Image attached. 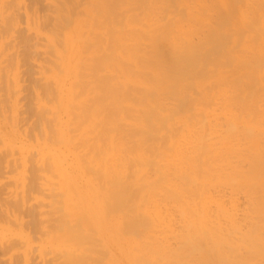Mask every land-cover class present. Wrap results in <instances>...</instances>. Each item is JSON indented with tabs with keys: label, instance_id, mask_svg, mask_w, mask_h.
Wrapping results in <instances>:
<instances>
[{
	"label": "bare ground",
	"instance_id": "6f19581e",
	"mask_svg": "<svg viewBox=\"0 0 264 264\" xmlns=\"http://www.w3.org/2000/svg\"><path fill=\"white\" fill-rule=\"evenodd\" d=\"M58 1H60V0H58ZM61 1L63 2V4H64V1L66 2V0H64V1L61 0ZM159 1L160 0H90V4H89L90 6L88 5V7H89L88 10L86 9V11H85V9H84V11L87 14V15L85 14L86 15L85 19H72L70 16L71 14L70 15L68 14L69 15L68 16L65 12L68 10L67 9L65 11L63 10V8H65V6L66 7L68 6L67 4H65V6L63 5L64 7L59 2H58V4H55V5H58V7L56 9L58 11H57V13L56 12L54 13L55 17L53 16L54 17L53 19L54 20L57 19V20H55V22L52 21V24L54 25V26L52 25V27H51L53 29L51 31L52 34L50 31H48V33H46V36H45L46 38H48V40H51V42L50 41L49 42L52 43L54 41V36L57 34L56 33L54 35L53 33H55L56 30L59 32V30H62L63 27H65L64 31H61V34L59 33V35H57V36H60L62 38L55 36V39L59 38L61 41H63L62 43L64 44V48H62V49H61V47L58 48V46H56L54 44L55 42L52 43L57 47L56 48L53 45L54 49H55V51H54L55 55L54 56H55V58H57V60L60 61L58 66L61 67V68H59L57 66L59 68V71H61V72H58L57 67H56V69L52 68L51 71L53 70L54 72L53 73L51 72L52 75H50L51 77H53V79H55V82H56L55 84L57 85L56 90L59 94V99L53 106V108L55 109L54 112L56 113L55 114L56 115V118H55L56 124H55V128H54L55 135H56V138L58 139L59 142L64 143L67 141L69 142L70 140L71 141L74 140L76 135L73 138V134L71 135L72 139L69 140V138H71V137L68 138V136H70L71 132H69V135H68V129L67 128H68V126L71 128L74 127V126L69 125V124H72L71 121L74 119H75L74 123L80 122L83 125V126L81 125L82 126L81 129L83 130V132L79 131L80 133L81 132L82 133H81V135L79 133L78 134L79 137L77 136V138L79 139L80 137L84 136L83 134H85L86 135L85 137H87V138L89 137V139H87V141H86L85 138H81V140L84 139L85 141L84 140L83 141L85 142L86 145L91 144L92 148H94L92 150H94L96 152L94 156L92 155L91 157L86 159L87 161L85 160L86 165H85V162L81 161L82 163H84V164L81 163V168L83 167L82 169H84V168L86 169V167H87L86 171L95 172V174L98 173L100 176L98 180L100 182L101 181L103 182V183L99 184L97 181V183H96L97 186H95L94 183L92 182L94 180L93 178H95V177L90 178V176L88 175L87 181H89V183H90L88 185L90 187V190H89L90 192L87 193V196L85 197L84 201L78 202V200H73V203H72L73 207L71 206V208H76L75 206H77V207L82 209V212L84 214L87 215V213H89L90 215H93L95 218H98L97 223L99 226H103L104 224H105L104 225L105 227H107L108 224L112 225V227L106 228L109 230V232H111V235L116 234L119 236L120 235L123 236V235H125L126 232H129L128 234L130 237L131 248L126 250V253L129 256V258L133 264H145L146 262H147L146 264H148L149 262H152V261H155V264H163V263L164 264H176V262L179 264V262H183L185 260V258H186L185 261H187V259L189 261V259H191L190 257L193 258L194 255L196 254L195 253L196 251H197L198 256H196L197 254L195 256L199 259L197 260L194 257L193 260L196 259V261H198V262L193 261V263H199V260H200V263L202 262L203 264H205V263L206 264H226V260L228 259L227 258L228 256L226 255V253L228 250H225L226 247L223 246V244L229 245V243L231 244L233 242L232 240H231L232 242H229V239H231V235L229 233L232 234L233 232H235V230L237 231L236 226H237V223L239 224V222L237 220H235V217H234L235 215L231 214V213H234V212H232V210H229L226 207H223L222 204H220V203H222L221 200L219 201V203L217 202L218 205L220 206L219 208L220 209L222 207H223V209L226 208L227 210L231 211V213L229 212L230 213L229 214L227 210H225V213H224L222 211L223 209H221L220 212H219V210H216V211H218L219 213L222 212L223 216H224V214L226 215L228 213L229 216L226 215V217H227V221H229L230 223L227 226L225 225V227H224V225L221 223V221H219L220 220L219 217L216 216V214L219 215L218 212L214 215V217L216 216V218H217V219L215 218L216 220L213 219V216L212 217L209 216L211 214H210V211L207 209L208 207H206V206H208L211 203V201H213L212 197L214 195L211 196L210 194H208L209 192L207 193V191H208L207 185L209 184V188H210V185L213 186V183L212 182L206 183L203 181H205V180L207 181V179H212V177L215 173L214 171L216 170L217 167L215 166L216 167L215 170L211 168L213 171L209 168V166H211V164H212L211 159L209 158V161H207L208 159H206V158H208L209 155H212L210 157L215 159V154L213 157V153H214L215 149L210 148L209 147L210 145L207 144L208 142L206 143V141H204V140L206 138L209 139L210 133L214 132L216 128L215 129L213 128L214 129L213 130L211 125H209V124L212 123L213 127L215 124H213V122H209V121H207L209 124L207 122H206L207 124H205V126L209 125L207 127V129H210V133L208 132L209 135L205 134L207 129L205 130L204 127H202V128L205 131H201L202 128H200V131L202 134L201 133L197 134L199 132V129L197 132V128H199V126L200 127L204 126L201 124L205 123L204 121L206 120V118H208V116L210 115V112L212 110L214 111V108H218V106H215L218 104H215L214 101H212V96L215 93H217L216 90H214L215 92H213V95H211V99H210V97H208L210 94L206 90L209 89V85L211 86L210 87L211 89H209V90H212V88L213 89L217 88V87H213V85L218 86V85L222 84V83H219L220 81L225 80V78L230 79L231 76L228 77V75H226L227 77L226 76L217 77V78H220V80L218 81L219 84H217L216 73L219 72V69H217L216 66L218 63L214 62V61H216V59H207L204 57V55H201L202 48L199 46V41L196 42V40L193 38V34L197 30L196 28H199L198 25L196 28L194 25V23H195L194 21H195V18L197 15L195 16V12L191 9L193 7H191V5L188 2L182 1L183 3H181V1H180L181 6H183V9L185 6L187 7V8L185 7V9L182 12H180L183 14L182 16L180 15V17H181L180 19L184 18L185 21L187 20V22H189V24L184 25L179 20V17L174 18L173 16L169 20L167 18L166 21L158 20L160 17V16H158V19H155L154 21L149 23V16H151L153 11H156V10H154V8L157 7V4L159 3ZM162 1H164V0H162ZM172 1L170 0L169 2H171L170 3L171 5H174V3L172 4ZM222 1H224V3H225V0H222ZM226 1L229 2V0H226ZM246 1H248V0H246ZM251 1H253V0H251ZM67 2H69V1H67ZM87 2L89 3V0ZM230 2L231 3L226 2L227 6H229L230 4L232 6V3H234V0H233V2L232 1H230ZM3 3H5V2H2V4H1L2 8L5 5ZM164 3H165V1H164ZM164 3L161 4V2H160V5L162 6L160 8L163 9L164 7H166L165 5H168L166 3L164 5ZM262 3H264V2L262 1ZM170 4H169V6H170ZM216 4L217 3H215V5ZM255 4H256V2H255ZM211 5H213V4H211ZM231 6H230V8L229 7H227V8H229V9L233 8ZM249 6H251V5H249ZM258 6H259V3H258V5H256V8H258ZM61 7H63V8H61ZM75 7H76V5H75ZM85 7H87V6H85ZM243 7H244V12H243V10L241 11V9H240V11H241V13H243L245 15L246 9H245V6H243ZM5 8H3V10L1 9L2 11L1 10L0 11L3 13ZM54 8H55V6H54ZM160 8H158V9L161 10ZM171 8H173V7H171ZM256 8H255V10H258ZM164 9H165V11H167L168 8L167 9L164 8ZM204 9L206 11L207 8L204 7ZM219 9H220V7H219ZM250 9H252V8H250ZM60 10H61V12H60ZM62 10H63V12H62ZM174 10H175V8H174ZM87 11H88V13H87ZM227 11H228V9H227ZM251 11H250V13H251ZM5 12H6V10H5ZM34 12L26 14L27 20H28V21L27 20L26 21H27V23H29V21L33 19L32 21H34L33 23H35V25L33 23L32 24H33L35 30L37 29L36 33H38V35H39L42 33V31L40 29L41 27L39 28V26H41L43 22L39 21V24L36 23V20L38 21L39 17L41 15L37 16L38 19H36ZM163 12H164V10H163ZM163 12L161 13V11H160V13L162 14L161 15L162 18H164L163 14H165ZM171 12H172V10H171ZM204 12H203V14H204ZM215 12H216V10H215ZM261 12L262 11H260V13ZM226 14H229V13L227 12ZM252 14H250V16H247V17L251 18V16H252V19L254 20V25H255L256 19H255V17L253 18V15L257 16V14L256 15L255 14L252 15ZM36 15H37V13H36ZM85 15H83V16H85ZM174 15H175V13H174ZM246 15H248V14H246ZM7 17H8V15H7ZM78 17H80V16H78ZM208 17L210 18V16H208ZM48 18H49V16L47 17V19ZM229 18H231V15L229 16ZM229 18L227 16L228 20H230ZM11 19L13 20V17L11 18V16H10V18L7 20L8 22L7 21L5 22V23L10 22L9 23L10 27H11V24L14 23V21L13 22L10 21ZM214 19H216V18H214ZM225 19L223 18V20H225ZM228 20H226L225 22L227 23ZM48 21H49V19H48ZM200 22H201V20H200ZM198 24H200V23H198ZM263 24H264V22H263ZM200 25H202V23ZM206 25H208V24H206ZM9 26H7V28ZM50 29H48V30H50ZM49 32H50V34H49ZM229 32L230 31L228 30V33ZM211 37H212V35H211ZM204 39L205 40L202 39L203 42L206 41V38H204ZM208 40H210L209 37H208ZM58 41L59 40L57 39V42ZM200 43H202V41H200ZM47 44H49V43H47ZM50 46H52V45H50ZM60 46H61V44H60ZM50 50H53V49H50ZM241 50H243V49H241ZM239 51H240V49H239ZM206 52H208V51H206ZM214 52H215V50H214ZM215 53H217V52H215ZM225 53H227V52H225V50H224V54ZM244 55H245V53H244ZM223 57H224V55H223ZM255 57H257V56H255ZM241 58L242 59L236 58L237 61L234 59L236 62H233L234 61L233 60L232 61L233 63L230 62V64L228 61H227L228 62L227 63L225 58H224L223 61L225 60V63H223L221 60V62H222L221 65H223V66L224 65L225 66L230 65V66H228L230 68H228L226 66L228 68L227 69L226 67L222 66L223 68H225V71L223 72L224 69L223 70L220 69V70L223 73H225V72L229 73V71H230V73H232L233 78H231V81H232V85H234V86H236L235 85L236 81H237V85H238V79L241 81V84H242L243 83L242 78L248 77L247 80L246 79L245 80L248 81V83H249L248 79H251V81L248 84L249 89H247V90L254 89L253 87L255 86V90H253L254 92L252 91L253 94H252V92H250V94L252 96H254L258 93L260 94L261 91L264 90V89H262L264 87L262 85H260V84H264V70L263 71L260 70V69L264 68V63H263L264 60L261 61L262 58L260 59L257 57V59H259V61L262 62V64H261V62L258 61L259 63L258 64L256 63V65H258L257 67H259V64L261 66L263 65V67H261L259 69L257 67L252 66L253 65L252 63H249L250 62L249 57L248 58L241 57ZM251 59H252V57H251ZM263 59H264V57H263ZM246 60H249V61L247 62ZM254 60H255V58H254ZM217 61L220 62L219 59ZM56 63H57V61H56ZM248 65H251L253 68H256L258 72L255 71L254 69L250 68L251 66L249 67ZM215 68L218 72H215ZM87 70H91V74ZM242 70H243L242 74L244 77H242V75L240 76V74H239ZM86 72L87 73L89 72V73L86 75ZM214 72H215V74H214ZM213 74L215 76H213ZM66 77L67 78L72 77L70 79V81H68L67 85L63 81V79L66 80L65 79ZM240 77H241V79H240ZM228 81H226L225 84L223 83L225 86V87L222 86L223 90H224V88H226V84L228 87V83H229ZM254 81H259L260 84H259V82H258V84L260 86H258L257 82L254 83ZM230 84H229V87H231ZM244 84H245V82H244ZM244 84H242L243 86H239V85L236 86L237 88L240 87V89H238V91L236 93H234L235 95L239 92H240L239 94H242V93L244 94V91H243L244 87H245ZM256 84H257L258 88L256 87ZM206 85H208V86L206 87ZM246 86H247V84H246ZM196 87H197V90H196L197 92H199L200 90L201 91L199 92V95H198L199 97H197V94H194L193 96H196V97H194V99H193V96H191L192 94L188 96L189 92L187 94V91H189V90H187V89H191L194 93H197L195 91ZM79 88H81L82 91L84 92L82 94V96L77 95L78 94L77 90ZM198 88H199V90H198ZM219 88H217V89H219ZM232 88H233V92H234V90L236 91V89H237V88L234 89V87H232ZM259 88L262 90H260ZM227 89H225V90H227ZM231 89H229V92ZM161 90H164L166 92L167 96H169V97L173 96L174 98L173 97H170V98L176 99L177 102L174 101V102H176V104H174L173 102H172L173 104H171V102L169 103L166 100H164L167 102V104H169V105H167L162 100L163 97H165L166 95H164V92H163V94H161L162 93ZM191 90H190V92L192 93ZM223 90L218 91V95L222 96V93H219V92H223ZM258 90H260V91L257 93ZM202 91L203 92L205 91V93H204L205 95L204 94L201 95V93H203ZM75 92L77 94H75ZM227 92L226 91L224 92L226 94L224 96V97H226V99L225 100L221 99L222 101H220V102H223V103H220V104H222L221 106L223 107V105L225 103H226L225 104V106H226L228 103H230V101L233 102L232 104L235 103V105L238 106L235 102L237 100L233 101V98H235V97L238 98L240 96L238 94H237V96H235L234 94H231L233 92H230V93H227ZM245 92H247V91H245ZM255 92H256V94H255ZM186 94L188 97H191L190 98L191 100H189V98L186 96ZM228 94H230V98H228L229 97ZM259 94L257 96H254L253 98L258 97ZM231 96H233V98ZM88 97H89V99H87ZM216 97L217 96H215L214 98L216 99ZM248 97H250V96H248ZM196 98H200V101ZM221 98H223V96ZM227 98L229 100H227ZM245 98H246V95H244L243 99L245 100ZM173 99H172V101H173ZM195 100L197 101V103ZM206 100H208V101H206ZM85 101H87V102H85ZM89 101H91V102L89 103ZM192 101L198 105V106L195 105L194 107H192V108L197 107L198 112H193L195 109L193 110V109L189 108L190 111L188 110L187 107L188 106L190 107V102H192ZM210 101H212L215 105L212 104V102H210ZM239 101H238L239 105L245 106L243 103H245L246 100H245V102L242 101L243 102L242 104H240L241 101L240 102ZM251 101H250V103H251ZM255 101H257V100H255ZM193 102H192V104H193ZM220 104H219V107L223 110L225 108V106L222 108L220 106ZM232 104L230 103L227 106L228 107L230 105L233 106ZM253 104L256 105L255 103H253ZM75 105L79 106V108H76L77 111L80 110V111H78V113H80V114H78L77 116H76L77 111L75 109ZM175 105H176V110L179 109V112L176 111V112H178L177 114L174 111ZM213 105H214V108H212V110H211V108H209V106L213 107ZM246 105H249V104L247 103ZM168 106H170L172 108L174 113L173 112L171 113V108H169ZM246 107L248 108V107H250V105L246 106ZM72 108L75 109L76 114H73V115L71 114ZM168 108H169V110H168ZM251 108H252V106H251ZM251 108H248V109H251ZM255 108L256 107H254V109ZM226 109L228 110V112H230V113L232 112L231 114L226 113V114H228V115H226L228 118L231 115L236 113V111H234V110L233 111L235 113L233 111H231L233 108H231L230 111H229V108L226 107ZM243 109L245 110L246 108L243 107ZM191 110H193V111H191ZM227 110H225V111H227ZM169 111L173 115H170ZM187 111H189L190 113H187ZM255 111L256 110H253L252 112L255 113V115H256L257 112H255ZM257 111H259V110H257ZM62 112L66 113V116L68 117L67 119H66V116L62 117V115H61ZM184 112H186L187 114H183ZM252 112L250 111V113H251L250 118H248V115L250 113L249 114L247 113V118L245 120L248 121V119H251V121H252V119H253V122H251V123L254 125H256V124L258 125L259 120L256 119L255 115H254L255 117L252 115ZM196 113H198L200 118L195 117V116H197ZM238 114L243 115L244 113L238 112ZM174 115L175 116L177 115V118H179V119H183L182 122H183L184 126L183 125L182 126L187 129L186 131L188 134L184 133V132H186L185 130L183 132V129H184L183 127L180 129L182 132L180 130H178V128H176V127H175V129H177L178 132H177V130L174 132L172 131V127H170V126H173V129H174L175 125H173V124L176 123V122L172 121V118L175 117ZM237 115H236V117L234 116L235 119L236 118L241 119V120L244 119L243 118L244 115H243V117L242 116L240 117ZM194 117L196 118V120H194L195 119ZM218 117L221 118L220 116H218ZM218 117L217 118L215 117V118L218 119ZM238 117H240V118H238ZM126 118L127 119L129 118V123H125ZM192 118L194 121H188ZM230 118H233V116ZM254 118L256 119V121ZM122 120L124 121V124H122L123 123ZM170 120L173 122V124H171L172 122ZM202 120H204V121H202ZM218 120H220V121L224 120L225 122L228 121L226 123L231 124V126H230L231 128H233V127L238 128L239 125L241 124L240 123L238 125V124H236L235 121H233V124L237 125V126H234L231 123L232 122L231 120H230L231 122L229 121V119L225 120L224 117H222L221 119H218ZM169 121L171 123H169ZM196 121L199 123H197ZM182 122H178V123L181 125ZM194 122L199 124L198 127H196L197 125L194 124ZM166 123H169L168 125L171 128L172 132L169 131L170 129L167 127ZM251 123L249 122V124H247V125L250 128H253L254 125H252V127H251L250 126ZM107 124H109V126ZM76 125L77 124L75 123V126ZM106 125L108 126L107 127L108 130L106 128ZM122 125H124V127ZM125 125L129 128L127 132H126L127 129L125 128L126 127ZM180 125H178V126H180ZM241 125L243 127V124H241ZM259 125L261 126V122ZM259 125H258V127H259ZM79 126L80 125H78V127ZM176 126H177V124H176ZM130 127H131V129H130ZM258 127H257V130H260V129H258ZM92 128H93V131H91ZM94 128L95 129L100 128V130L98 129V131H100V132H98L99 137H98V135L96 136V134H95L96 132L93 133L95 130ZM161 128L166 129V130L168 129V131H165L168 133L162 132L160 134H157V133L162 131ZM191 128L196 130V132H197L196 134L198 136L197 135H196V137L194 136L195 132H193V130ZM78 129H80V128H78ZM109 129H112V132H111V130L109 132ZM233 129L235 130L236 128H233ZM233 129H231L232 130L231 132H234ZM254 129H255V127H254ZM211 130H213V131H211ZM113 131H114V134H112ZM123 131L125 132L124 135L126 133H128V135L123 136ZM261 131L263 132L264 130H261ZM175 132H177V133L180 132L181 134L179 135ZM89 134H91V135H89ZM186 134H187V136H185ZM254 134L255 133H253V135ZM93 135L95 136L94 138L97 137L98 139H96V140L94 138H93L94 140L90 139V136L93 137ZM158 135H160V136H158ZM212 135H213V133H212ZM232 135L234 136V134H232ZM163 136L168 137V138L166 137L168 139V142H169V148L168 149H167L168 144L166 142L167 140L165 141L166 138L165 137H164L165 139L162 138ZM179 136H183L185 138L186 137L190 138V136H191L192 138H190V141L191 140H192V142H195V141L198 142L199 141L198 142L199 144L197 142L194 144L189 142L188 138L185 139L186 141H188L186 143L184 139L180 140ZM250 136H252V135H250ZM183 137H181V138H183ZM193 137H195L194 138L195 141H193ZM221 137H218V138L220 139ZM77 138H75V140L73 142H71V144L73 145L72 147H74V145H75L74 142L77 141ZM158 138L163 139L165 144L160 142L162 140L159 139L160 140L159 141ZM225 138L226 139L230 138V140L228 139V141H226V144L227 145L229 144V146H230L233 143V139H232L231 143H228L231 141V137L228 135ZM225 138H221V140L222 139L224 140ZM88 140L89 141L92 140V143L90 141V144H89ZM154 140L159 141L156 143H158V144L161 143V145L153 144ZM182 140H184V141L182 142ZM209 140L211 142H213L211 144L209 141V143L211 145H213L215 143V145H213L212 147H217V146L219 147L220 146L219 150H221L220 144L225 142V141L219 142V140H217L219 142V145H217L218 144L217 141H215V140L212 141L211 137ZM255 140H258V137ZM83 141H82V143H83ZM182 143H184V145ZM185 143H186V145L188 143H190V147L191 146L194 147L195 144H198L195 146L196 147L195 149L193 147H191L192 149H194L193 151H195V152L191 153L192 150L190 148L187 149V147H184ZM40 144H42V143H40ZM83 144H82V146H83ZM226 144H225V146H226ZM252 144H254L255 150L260 145V144H258V141L256 143L253 142ZM255 144L256 145L258 144V145L256 146ZM155 145H157L156 148H153ZM162 145L164 146L163 148H161ZM181 145H183V146H181ZM85 146H83V147H85ZM187 146H189V144ZM225 146L222 147L223 151L225 149L224 148ZM229 146H226L225 150H227V148ZM63 147H64V145H63ZM86 147H89V146H86ZM262 147H263V145H262ZM262 147L259 151L260 152L259 155H261V156H262V151L264 152V148H262ZM230 148L232 150V145L230 146ZM67 149H69V148H67ZM70 149H71V147H70ZM70 149L66 150V152L68 151V153H71L72 154L71 156H73V152H70ZM72 149H71V151H74ZM152 149H155V150H152ZM219 150H217V153L220 152L223 154V152H221L222 150L221 151H219ZM228 150H230V149H228ZM75 151H77V149H75ZM154 151L156 154L154 153ZM66 152L64 149L60 148V146H59V148H53L51 146L48 147V145H47L45 147V149L43 150V153L42 152L41 153L42 154L52 153L54 155L63 157ZM78 152L79 151H77V153L75 152L74 154H76V155L78 154L77 156H79ZM150 152H152V153H150ZM196 152H202L203 154H206V156H208V157L202 159V160H204V162H202L201 158H198V157H202V154L200 155V153H197L198 155H196L195 154ZM153 153H154V156L152 155ZM217 153H216V156L218 157V159L214 160V161L217 160L216 163L218 162L219 157L220 158L224 157V156L217 155ZM207 154H209V155H207ZM82 155L83 154L81 153L80 156H82ZM155 155H157V156H155ZM259 155H258V157H260ZM66 156H64V157H66ZM263 156L260 158H257L256 155L254 156V158L256 157V169H259L258 166H260V169L258 170L259 172L257 170H255V172H254V173L258 172L257 174H253V172H251L250 170H249V172H246V175L248 177L250 176L249 177L250 179H251V177L253 178L255 176V178H253L254 181L252 179L253 182L252 183L250 182L248 186H247V183L245 184V182H243L244 184L240 183V186L244 185L243 187H245V185H246V187H250V188L253 187L252 189L254 192L259 190V191H262V194L264 195V192H263L264 186L261 185L262 180L260 179V183H259L258 182L259 180L257 179V177L259 178L260 176H263L262 174H264V170H263V172L261 170L262 167L264 168V166H261V165H263V162H264ZM197 158L199 159L198 161H201L202 166L204 163V165L206 164V167H204L202 169V167H200L201 166L200 162L197 161ZM205 159H206L208 164L206 163ZM227 159H228V156L226 155V159L225 160L222 159L223 161L222 160H220V161H222V163L223 162L227 163ZM257 160H261L263 162H261V161L258 162ZM212 161H213V159H212ZM220 161L218 162L219 164H217L218 168L220 167ZM254 161L255 160H253V162ZM179 162L181 164H179ZM209 162H210V164H209ZM257 162L258 163L261 162V164H258ZM196 163H198V165ZM222 163H221L222 169L220 170V168L219 169L217 168V172H218V170L219 171L223 170ZM153 164L157 165V166H154ZM161 164H163V167H161ZM173 164L175 166H178L177 171H175L176 169L173 168V167H175ZM149 165L152 167L154 166L153 167L154 169L155 168L158 169L159 172L157 174H159V173L164 174V172L167 169H169L168 174H170V170L173 168L171 174L173 172H175V174L179 173L178 177L180 179L178 181L177 180L178 177L174 176L175 174H173V175L170 174L171 177H169L167 175V171H168L167 170L166 176H162L160 174L161 175L160 177H163L162 180H160L161 179L160 177L158 179V176H159L158 175L156 178L158 183L151 184L155 180L152 179L153 180L152 182L149 181L150 180L149 179V172H150L149 171V169H150ZM170 165H173L171 169H170V167H171ZM198 166L201 169L200 171H198L199 170ZM212 167L214 168L213 165H212ZM236 167H237V169H239L238 167H240V166H236ZM233 169H235V168H233ZM240 169L242 170L243 168L241 167ZM150 170H152V168ZM154 171L157 172L156 169ZM238 171H237V175L241 174L238 176H241V177L244 176L243 177L244 179H246V178L249 179L244 174L245 172L243 173V171L242 172H240V170H238ZM260 171H261V173H260ZM223 172H224L223 177L226 176L227 178H230V177L236 178V176H237L235 173L236 171L233 172L236 176L233 175V173L231 172L232 174H230V177L225 175L226 174L225 171H223ZM219 173L222 176V172H218L215 175L220 176ZM250 173H252V174H250ZM242 174H243V176H242ZM258 174H261V175L258 176ZM173 177L174 178L176 177L175 178L176 182H175V179H173ZM241 177L240 178L238 177V179L240 180ZM112 178H114V180H112ZM131 178L134 180L133 181L134 184L132 182V184L130 183L131 185L129 184L130 186H127V184H126L127 180L131 181L132 180ZM227 178H225V181L226 180L227 181L232 180V178H230L229 180ZM199 179H200V184L198 181ZM255 179H257V180H255ZM96 180H97V178H96ZM181 180L183 182H186L184 187H181L182 185H180V184H182ZM215 180H217V179L215 178L213 181H215ZM239 180L234 179L231 182L233 183L235 181V184H236L237 181H239ZM130 181H128V182H130ZM164 181L169 183V184H167L168 186H166V182H164ZM209 181H211V180H209ZM217 181H215L214 187H215V184H217L216 183ZM222 181H219V182H222ZM256 181L259 184H257ZM263 181H264V179H263ZM163 182L165 183V187H163V185H164ZM255 182H256V184L254 185ZM197 183L199 184L200 187L198 186ZM205 183H206V186H205ZM250 184H251V186H250ZM263 184H264V182H263ZM132 185H135V186L133 187ZM252 185H254V186L257 185L259 188H260V186L261 187L263 186V187L260 189H257L258 187L255 188ZM185 186H186V188H185ZM238 186H239V183H238ZM211 188L213 189V187H211ZM261 189H263V190H261ZM161 191H162L163 195H161L162 194V193H160ZM185 191H187V193ZM158 194H160V195L158 196ZM212 194H214V193H212ZM259 195H258L259 197L257 196L259 198L258 203L259 202L261 203L264 199L261 198V197H263V196H261V194H259ZM160 196H162V199H159ZM197 199H198V202H196ZM214 199H216V201H217V198H214ZM159 200L163 201V202H161V204L162 203L165 204L166 203L165 200H168L167 201L168 203L171 202V203L175 204L177 202L178 207L181 206L180 210H181L182 214H184V218H185L184 220L187 221L186 222L187 228L185 227L186 230L185 229L184 230L186 232L183 231L182 234L180 233L181 235L180 234L176 235L178 233H175V235L180 236V238L183 236L182 238H184V239L183 240L181 239V240L183 241L184 244L182 243V241H181V244L185 245V248H187L191 252H183V250H185V248L184 247L180 248L181 245L176 246L179 248H172V247L170 248L169 247L170 245L168 246V244H167V247H166V245H163V241H160V242L153 241L152 238L155 236H153V237L151 235L149 236V230H150L149 225L152 224V221L150 222V218H152L153 216L156 219H159L160 217H161L160 219L163 218L162 214L159 211L160 209L158 208V206L160 205V204H158V202H160ZM235 200H234V202H235ZM164 201H165V203H164ZM208 202H210V203L207 205ZM258 203L256 205H258ZM262 203H264V201ZM235 204H236V202H235ZM262 205L264 208V204H262ZM193 206H197V207L199 206V207L197 209H195V208H193ZM256 208H257L256 209V211H257L258 207L256 206ZM260 209L261 208L259 207V211H261ZM208 211H209V213H208ZM226 211H227V213H226ZM259 211H257V213H259ZM151 212H153L152 215H151ZM181 212H180V214H181ZM259 215H261V213L258 214L257 216L259 217ZM210 217H211V219H210ZM260 218L263 219V215H262V217H259V219ZM101 219L103 220V223L100 221ZM149 222L151 224H149ZM258 222L255 225H257ZM260 225L263 226L264 224L263 223L259 224L258 225L259 227L256 226V230H257V227L259 229H261ZM239 226L240 225H238V231L244 233L243 231H241L239 229ZM225 228H226V230H225ZM247 228L248 227L246 226L244 230H246ZM251 229H253V227ZM112 232H114L115 234H112ZM248 232H249V230H248ZM225 233L228 234V236ZM116 235L113 238H116ZM245 235H246V233H245ZM126 236L127 235H125L124 237H126ZM242 236H243V234H242ZM236 238H238V236ZM118 239H120V238H118ZM118 239H117V241H118ZM126 239H127V237H126ZM198 241H200V242L203 241V242L207 243L206 247L205 248H203V246L197 247V245L200 246V243L196 245V243ZM161 242H162V244H159ZM235 243H237V242H235ZM238 244L240 245V243H237L235 246L236 247L238 246L240 248L241 245L239 246ZM255 244L251 243L250 247L252 245H254L255 246L254 248H256L257 243H255ZM263 246L261 248L259 247V249L261 250L259 252H262L261 255H264ZM224 247H225V249H224ZM179 249H183V250L178 251ZM256 249H253V246H252L251 251L253 250L252 253L254 252L253 254H255V256L257 258V256H258L257 254H260V253L259 252L257 253ZM255 250H256L257 254L255 253ZM193 251H195L194 252L195 254H193ZM232 252H233V249H232ZM67 253H68L67 254L68 259H66L67 261L68 260H70V261L78 260L79 261V259L77 258L78 254L75 255L77 253L76 251H68ZM185 253L188 255L190 254L189 258H187L188 255L187 256L184 255ZM229 253L230 252L228 251V254ZM235 253H238V252H236V250H235ZM235 253H233V254H235ZM248 255H249V253H248ZM243 256H242V258L240 257V259H239V261H241V259H242L241 263L246 262L248 259L250 260L251 255L246 261L243 260ZM259 256H258V259L260 258V260L255 259V262H256V264H258V263L260 264L261 259H262L261 264H263L264 256H261V257H259ZM230 258H231V256H230ZM232 258H231V260H232ZM237 259H238V257H237ZM165 260H166V262H165ZM167 260H168V262H167ZM251 260H253V259H251ZM258 261H260V262H258ZM255 262H254V264H255ZM79 264H81L80 261H79ZM84 264H85V261H84Z\"/></svg>",
	"mask_w": 264,
	"mask_h": 264
},
{
	"label": "rangeland",
	"instance_id": "374dc122",
	"mask_svg": "<svg viewBox=\"0 0 264 264\" xmlns=\"http://www.w3.org/2000/svg\"><path fill=\"white\" fill-rule=\"evenodd\" d=\"M67 1H69V2H67ZM87 1L88 0H81V1L80 0L79 1L78 0H66V2L64 1V4H63V2L61 0L60 1H58V0H0V7H1L2 2H5L3 4H5L4 6L6 7L5 8L3 6V8H5L3 13L1 12L3 10V8L2 7L0 8V10L2 9L0 11V264H79V261L81 264H84V261H85V264H133L131 262L129 256L126 253V250L131 248L130 237L128 234L129 232L125 233V235H127L126 236L127 239H126V237H124L125 235L119 236V235H116L114 232H112V234L116 235L117 239L120 238L117 241L116 238H113V237H115V235H111V232H109V230L106 229L108 227H112V225L108 224L107 227L104 226L105 224L103 226H99L97 223L98 218H95L93 215H90L89 213H87V215L84 214L82 212L81 208L75 206L76 204L74 205L76 208H71V206L73 207V204H72L73 200H78V202L84 201L85 197L87 196V193L90 192L89 191L90 187L88 186L90 183H89V181H87L88 175L90 176V178L95 177V178H93L94 180L92 181L95 186H97V184H96L97 181L99 184L103 183L102 181L100 182L98 180L100 177L98 173L95 174V172L86 171L87 167H86V169L85 168L82 169L83 167L81 168V163L85 162L86 159H88L92 155L94 156L96 153L94 150H92L94 148H92V146L90 144V141L92 143V140H90V141L88 140L90 145H88V144L86 145L84 142L85 140L84 139L81 140V138H85L87 141V139H89V137L87 138V137H85L86 135L83 134L84 135L83 137H80L79 139L77 138L78 134L80 133L79 131L83 132V130L81 129V127L83 125L80 122H75L77 124L75 126V123H74L75 119L71 121L73 125L69 124L70 126H74V127L71 128L68 126V128H67L68 129V135H69V132H71L70 136L67 135L68 138L71 137V138H69V140L72 139V136H71L72 134H73V138L76 135L75 138H77V141L74 142L75 143L74 147H72L73 145L71 144V142H73L75 140V138H74V140H72V141L70 140L69 142L68 141L64 142V143L59 142L58 139L56 138L55 131H54L55 124H56L55 123V118H56L55 114L56 113L54 112L55 109L53 108V106L58 101L59 94L56 90L57 85L55 84L56 83L55 79H53V77H51L50 75H52L51 72L52 73L54 72L53 70L51 71V69L52 68L56 69V67L60 63V61L57 60V58H55V56H54L55 55L54 46L56 45V46H58V48L61 47V49L64 48V44L62 43L63 41H61L59 38H57L59 40L57 42V39H55V36L60 37L57 35H59V33L61 34V31H64L65 27H63L62 30H59V32L56 30L57 32L55 31V33H53L54 35L57 33L54 36V41H53V42H55L54 43L55 45L52 44L53 42L50 43L51 40H48V38H46L45 36H46V33H48V31L51 32L53 30L51 28L53 25L52 21L55 22V20H57V19H55V20L53 19L55 17L54 13L55 12L57 13V11H58V10H56L58 5H55V4H58V2L60 4H62V6L63 5L65 6V4H67L68 5L67 7L65 6V8H63L64 7L63 6L61 8H63L64 11L67 9L69 12L68 11H65V12L67 15L71 14L70 16L72 19H85L86 15H87L85 11H86V9L88 10V8H89L88 5L90 4V0H89V3ZM164 1L168 5H165ZM164 1L160 0L159 3L157 4V7L154 8V10H156V11H153L151 16H149V23L154 21L155 19H158V16H160L158 19L160 21L161 20L166 21L167 18L169 20L173 16L174 18L179 17V20L184 25L189 24V22H187V20L185 21L184 18L180 19L181 18L180 15L181 16L183 15L180 12H182L186 7L185 6L183 9V6H181V3H183L182 1L188 2L191 5V7H193L191 9L195 12V16L197 15L195 18V21L193 20L195 23L194 22L193 23L195 25V28L197 27V25L199 28H196L197 30L193 34V38L196 40V42L199 41V46L202 48L201 55H204V57L207 59H216V61H214V62H217L219 64V65L217 64V66L215 65L216 68L219 69V72H218L215 68V72H218V73H216V75H217L216 78L219 76H226V75H228V77L231 76L230 79L225 78L226 81L229 80L228 81L229 83L227 82L228 87L226 84V88H224V90H223L222 86H224V84L226 82L225 80H223L224 82L223 81L219 82V83H222V84L218 85L220 88L218 86L213 85V87H217L219 89H217V88L213 89L212 88V90H209V89H211L210 88L211 86L209 85V89L207 88L208 90H206L210 94V95L208 94L209 95L208 97H210V99H211V95H213V92H215L214 90H216L217 93H215L216 95L214 94L212 96V101H214V103L218 104V105H215L212 101H210V102H212V104H214L215 106H218V108H214V105H213V107L209 106V108H211V110H212V108H214V111L213 110L211 112L209 111L210 115L208 116V118H206L205 121L202 120L205 123L203 122L204 124H201L204 126H201V127L199 126V128H197V132L199 129L198 133L196 132L195 129H192V128L191 129L193 130V132H195L194 136L196 137L197 134L201 133V131H205L207 129V127L209 125H211L212 129L216 128L215 131L212 132L214 136L212 135V133H210V129H207L205 134L209 135V133H210V137H211L212 141H214V140L215 141L219 140V142L225 141L224 143L226 144V141H228V139L230 140V138H227V139L225 138L228 135L231 137V141L228 143H231L232 139H233V143L231 144L232 150L230 148L231 145L229 146V144L228 145L226 144V146H229V147L227 148V150H225L226 146L224 143L221 142L222 144H220V145H221L222 151L219 150L220 146L219 147L218 146L212 147L213 145H215V143L213 145H211L213 142H211L209 140L210 137H209V139L206 138L204 140V141H206V143L208 142L207 144L210 145L209 146L210 148L215 149L214 153L212 152L213 157L215 154V159H218V157L216 156L217 150L223 152V154H222L218 151L219 153H217V155L224 156L221 158L219 157L218 162L222 159L225 160L226 155L228 156L227 163L226 162L222 163L223 160L220 161V167L219 168H220V170L222 169L221 168V163H222L223 170L222 171L218 170V172H222V176L220 175V173H219L220 176L215 175L218 173L217 172V168H218L217 164H219V163L218 162L216 163L217 160L214 161L215 159L210 157L212 155L207 154V155H209V157H208V156H206V154H203L202 152H196L195 154L196 155H198L197 153H200V155L202 154V157H198V158H201V160L208 157L206 159H208L207 161H209V158H210L211 163H212L211 166H209L210 169L212 168L215 170V168L217 167L216 170L214 171L215 173H214L212 179H207V181L206 180L203 181L206 183L207 182L213 183V186L210 185V188L213 187V189L209 188V184L207 185L208 189L205 187L208 190L207 193L209 192L208 194H210L211 196L214 195L212 198H213V201L215 200L214 202L211 201V203L210 202L207 203V205L210 203L208 206H206V207H208L207 209L210 211V214H211L209 216H211V217L213 216V219H215L216 216H218L220 219L219 221H221V223L225 227V225L227 226L230 223L229 221H227L226 215L229 216L228 213L229 212L231 213V211H229V210H232V212H234V213H231V214H234L235 216L234 215L233 216L235 217V220H237L239 222V224L237 223V226H236L237 231L235 230V232H233L232 234L229 233L231 235V239H229V242L233 241L234 243L233 242L231 244L229 243V245L223 244V246L226 247V249H225V247H224V249L228 250L230 252L229 253L230 255L228 254V251L226 253V255L228 256L227 257L228 259L226 260V264H242L243 263V262L241 263L242 259H241V261H239V259H240V257L242 258L243 255H244L243 256L244 261H246L250 257V255H251L250 260L253 259L251 261L248 259L243 264H248V263L254 264L255 259L257 260L259 255H260L259 257L264 256V255H261L262 252H259V251H261L259 249V247L261 248L264 245V225L263 226L260 225L261 229L258 228L259 224H262V223L264 224V208L262 205V204H264V203H262L264 200L262 201L260 199L262 202L258 203V200H259L258 197L260 196L259 194H261V196H263L261 198L264 199V195L262 194V191H259V190L255 191L256 192L255 193L252 189L253 187L252 188L246 187V185H245V187H243L244 186L243 182H245V184L247 183V186H248L250 182L252 183L254 181L253 178H255V176L253 178L251 177V179H250L249 178L250 176L248 177L246 175V172H249V170H250L251 172H253V174H257L259 172L258 170L260 169V166L257 165L259 167V169H256V157L260 158L264 155V152L262 151L263 149L261 150L262 156L259 155L260 154L259 151H260L262 145H263L262 148H264V131L263 132L261 131V130H264V128H263L264 127V101H263L264 100V90L261 91L260 94L258 93L260 90H262L264 88L260 89L261 88L260 87L259 88L260 90L257 91L259 96L253 98L254 96L258 95V94H256V92H255L256 95H254V96H252L250 94V92L255 90V86L253 87L254 89L247 90V89H249L248 84L250 83L251 79H248L249 80V83H248V81H246L248 77L242 78L243 79L242 84H244V82H245L244 85L246 88L244 87V90L242 89L244 91V94L243 93L239 94L240 93L239 92L237 94L240 97L236 98L235 96H237V94L235 95L234 93H236L238 91V89H240V87L237 88L236 86H238V85L243 86V85L241 84V81L239 79H238V85H237V81L235 84L236 86L232 85V81H231V78H233L232 73H230V71H229L230 74L227 72L223 73L225 71V68H223V67H226V66L228 67L230 65H226V66L224 65L223 66V65H221V63L222 62L225 63V60H226V62L228 61L230 64V62H232L234 59L236 60V58L242 59L241 57H243V58L249 57V60H250L249 63H252L253 64V65L251 64L252 66L257 67L258 65H256V63L258 64L259 62L264 60L263 59V57H264V30H263L264 29V24H263V22H264V17H263L264 16V13H263L264 12V3H262V1L264 2V0H258V1L253 0L254 2L251 0H248V1H246V0H238V1L234 0V3H232V6H231V4L229 6H227V3H231L230 1L233 2V0H229V2L225 0V3L227 2L226 4L222 0L221 1L220 0H216V1L215 0H177V1L171 0L172 4L174 3V5L170 4L171 3V2H169L170 0H167V1L164 0ZM180 1H181V3H180ZM160 2H161V4L164 3V5L166 7H164V6L163 7L166 9L168 8L169 10L167 9V11H165L164 8L163 9L160 8V7H162L160 5ZM255 2H256V4H255ZM215 3H217L218 5L217 4L215 5ZM258 3H259L260 7L258 6V8H256V5H258ZM169 4H170V6H169ZM211 4H213L214 6ZM75 5H76V7H75ZM249 5H251L252 7ZM54 6H55V8H54ZM85 6H87V7H85ZM230 6L233 8L229 9ZM243 6H245V9H246L245 15L243 13H241L242 10L244 12ZM171 7H173V8H171ZM204 7H206L208 10L206 9V11H205ZM219 7H220V9H219ZM227 7H229V8H227ZM158 8H160L161 10H159ZM174 8H175V10H174ZM250 8H252V9H250ZM255 8L258 10H255ZM84 9H85V11H84ZM227 9H228V11H227ZM240 9H241V11H240ZM5 10H6V12H5ZM63 10H62V12H63ZM163 10H164V12H163ZM171 10H172V12H171ZM215 10H216V12H215ZM34 11L37 13V15ZM160 11H161V13L162 12L165 13V14H163L164 18L161 17L162 14L160 13ZM250 11H251V13H250ZM260 11H262V12L260 13ZM32 12H34L36 19H38L37 16L41 15L39 17V20L38 21L36 20V23H38V24H39V21L43 22L42 25L40 24L41 26L38 25L39 28L41 27L40 29L42 31V33L39 35H38V33H36L37 29L35 30V28L33 26V24L35 25V23H33L34 21H32L33 19L29 21V23L32 21L30 24L27 23L28 20H27L26 14L32 13ZM60 12H61V10H60ZM203 12H204V14H203ZM227 12L229 14H226ZM87 13H88V11H87ZM174 13H175V15H174ZM252 13L255 15L257 14V16H254ZM246 14H248V15H246ZM250 14H252L253 18L255 17V19H256L255 25H254V20L252 19V16H251V18L247 17V16H250ZM7 15L9 18H10V16H11V18L13 17V20L12 19L10 20L12 22L14 21V23L11 24V27L9 26L10 22L5 23L9 19L7 17ZM83 15H85V16H83ZM230 15H231V18H229ZM48 16H49V18H48L49 21L47 19ZM78 16H80V17H78ZM208 16H210L211 19ZM227 16L230 20L227 19ZM214 18H216V19H214ZM223 18L224 19L226 18V19L223 20ZM200 20H201V22H200ZM226 20H228L227 23L225 22ZM198 23H200V24L202 23V25H200ZM205 23L208 25H206ZM7 26H9V27L7 28ZM48 29H50V30H48ZM228 30L230 31L229 33H228ZM50 32H49V34H50ZM51 34H52V32H51ZM211 35H212V37H211ZM208 37L210 38V40H208ZM60 38H62V37H60ZM204 38H206V41L203 42V40H205ZM200 41H202V43H200ZM47 43H49V44H47ZM60 44H61V46H60ZM50 45H52V46H50ZM230 48L231 49L233 48V49L231 50ZM50 49H53V50H50ZM239 49H240V51H239ZM241 49H243V50H241ZM205 50L208 52H206ZM214 50L218 54L215 53ZM224 50L228 54L225 53L226 54L225 55ZM244 53H245V55H244ZM223 55H224V57H223ZM255 56H257L260 59L262 58V60L259 61V59H257V57H255ZM251 57H252V59H251ZM224 58H225V60L223 61ZM254 58L256 61L254 60ZM218 59L220 62L217 61ZM55 60L57 61V63ZM221 60H222V62H221ZM235 60L233 62L237 61V60L236 61ZM249 60H246V61L248 62ZM261 64H262V62H261ZM251 65H248V66L250 67ZM252 66L250 68L257 71V69L253 68ZM261 67H263V65L261 66L259 64V67H257V68L260 69ZM59 68H61V67H59ZM59 68H58V72H61V71H59ZM228 68H230V67H228ZM220 69H222V70L224 69L223 72ZM260 70L263 71L264 68H262ZM87 71H89L91 74V70H87ZM215 72H214V74H215ZM242 72H243V70L239 74H240V76L242 75V77H244ZM88 73L86 72V75ZM214 74H213V76H215ZM71 78L72 77H68V78L66 77L65 78L66 80L63 79L64 83L67 85L68 81H70ZM240 79H241V77H240ZM219 80H220V78L216 79L217 84H219L218 83ZM256 82L258 84L259 81H254V83H256ZM229 84L231 87H229ZM246 84H247V86H246ZM257 84H256L257 88L260 85H262L264 87V84H260V82H259L260 85L258 84V86H257ZM207 86L208 85H206V87ZM232 87H234V89L237 88L236 91L234 90V92H233ZM225 89H227V90H225ZM229 89H231L230 92H233L231 94L235 95L234 96L235 98H233V96H231V97L233 98V101L237 100L235 102L238 106H236L235 103L232 104L233 102L230 101V103L233 106L234 105L235 106L233 107L230 105L228 107L227 105L230 103H228L226 106H225V104H226L225 103L223 105V107L225 106V108L222 110L219 107V104L223 103V102H220V101H222L221 99H224V100L226 99V97H224L226 95L224 92L228 91L227 93H230ZM187 90H189V91H187V94L189 92L188 96L191 94H192L191 96H193L194 94H197V97H199L198 95H199V92L201 91L200 90L199 92H197L196 91L197 87L195 89V91L197 93H194L191 89H187ZM190 90L192 91V93L190 92ZM198 90H199V88H198ZM220 90L221 91L223 90V92H219V93H222L223 98H221L222 97L221 95H218V91H220ZM161 91H162V93L160 92L161 94H163V92H164V95H166V92L164 90H161ZM245 91H247V92H245ZM253 92H252V94H253ZM77 93L75 92V94H77L78 96L79 95L82 96V94L84 92L82 91L81 88H79L77 90ZM204 93H205V91L203 93H201V95ZM187 94H186V96H187ZM244 95H246V98H245L246 102L250 105V107H248V108H251V106H252V108H253V109L251 108L252 110L248 109L246 107L249 105H246L247 103L243 99ZM215 96H217L216 99L214 98ZM228 96L227 97L230 98V94H228ZM248 96H250V97H248ZM89 97L87 99H89ZM170 97H173V96H170ZM170 97L166 95L165 97H163L162 100L163 101L166 100L169 103L171 102V104H173V103L176 104V102H177L176 99H173L174 97L173 98H170ZM194 97H196V96H193V99H194ZM188 98H189V100H191L190 99L191 97H188ZM228 98H227V100H229ZM172 99H173V101H172ZM196 99H198L200 101V98H196ZM254 99L257 101H255ZM239 100L241 101L240 104H242L243 103L242 101H244L246 103V104L243 103L245 106L239 105V103H238ZM166 101H164V102L167 104ZM174 101H176V102H174ZM206 101H208V100H206ZM250 101H251V103H250ZM85 102H87V101H85ZM90 102L91 101H89V103ZM192 102H190V107L189 106L187 107L188 110L190 111V109H193V110L195 109L194 111L193 110H191V111L198 112L197 107L192 108L197 104H195L194 102L192 104ZM196 103H197V101H196ZM253 103H255L256 105H254ZM167 105H169V104H167ZM221 105L222 104H220V106ZM170 106H168V107L171 108ZM253 106L256 108L254 109ZM226 107L229 108V111L231 108H233L231 111H233V110L236 111V113L233 111L235 114H233L231 116L229 115L230 117L233 116V118H230V117L228 118L226 116V115H228L226 113H230V112H228ZM243 107H245L246 109L244 110ZM76 108H79V106L75 105V109ZM169 108H168V110H169ZM73 109L74 108H72V111H71L72 115L76 114V111H77V109H76V111H75V109L74 110ZM225 110H227V111H225ZM253 110H256L255 111V112H257L256 115H255V113L252 112ZM257 110H259V111H257ZM78 111H80V110H78ZM78 111H77L76 116L78 114H80V113H78ZM174 111L179 112V109L176 110V105H175ZM189 111H187V113H190ZM250 111L252 112V115L253 116L255 115L256 119L259 120V124L261 122L262 127L259 124H258L259 125V127H258V125L256 123H255L256 125L252 124L251 122H253V119H252V121H251V119H248V121L245 120L247 118V113L249 114ZM172 112H173V110L171 108V113ZM178 112H176V114ZM238 112L244 113L243 114L244 117L242 114L239 115ZM169 113H170V111H169ZM171 113H170V115H173ZM187 113L184 112L183 114H187ZM196 114H197V116H195V117L200 118L198 113H196ZM61 115H62V117H65L66 113L62 112ZM236 115L240 116V117L242 116L244 119L243 120L237 119V118L235 119L234 116L236 117ZM250 115H251V113L248 115V118L251 117ZM214 116L216 118L218 116H220L221 118L224 117L225 120L229 119V121L230 120L232 121V122L230 121L232 124H233V121H235L236 124H238V125L241 123V124H243V127L241 124L239 125L238 128L233 127V128L237 129V130L235 129L236 130L235 131L233 128L230 127L231 124L226 123L228 121H226V122L224 120L220 121L218 119H221V118L218 117V119H216ZM240 117H238V118H240ZM67 118L68 117L66 116V119ZM256 119H255V121H256ZM125 120H126L125 123H129V118L128 119L126 118ZM182 120L183 119L177 118V115H176L175 117L172 118V121H174L176 123L173 124V122L171 120L170 121L172 123L170 121H169V123L175 125L174 129L176 127V128H178V130H180L184 126ZM194 120H196V118ZM194 120L192 118L188 121H194ZM207 121L213 122V124H215L214 127H213L212 123L209 124ZM178 122H182V124L180 125ZM206 122L209 124L208 126L207 125L205 126V124H207ZM249 122L251 123V125H250L251 127H252V125H254L253 128H250L247 125V124H249ZM169 123H166L167 127L170 129L169 131L170 132L176 131L177 129L174 130L173 126H170V127H172V131H171V128L168 125ZM197 123H199V122H197ZM197 123L194 122V124L197 125L196 127H198V125H199ZM122 124H124V121ZM176 124H177V126L178 125H180V126L177 127ZM78 125H80V126L78 127ZM107 125L109 126V124H107ZM107 125H106V128L108 127ZM122 126L124 127V125H122ZM234 126H237V125H234ZM77 127L80 128L81 130L78 129ZM202 127H204L205 130H203ZM254 127H255V129H254ZM257 127L260 130H257ZM125 128L127 129L126 130V132H127L129 128L127 126ZM163 128H161L162 131L157 133V134H160L162 132L168 133V132H165V131H168V129L166 130ZM200 128H202L201 131H200ZM230 128L233 129L235 133L231 132L232 130ZM98 129L100 130V128H97L94 130L93 133L96 132L95 133L96 136L98 135V137H99L98 132H100V131H98ZM112 129H109V132H110V130L112 132ZM130 129H131V127H130ZM107 130H108V128H107ZM178 130H177V132H178ZM184 130L186 131L187 129L184 128L183 132H184ZM213 130H211V131H213ZM91 131H93V128L91 129ZM250 131L251 132L253 131V132L251 133ZM177 132H175V133H177ZM81 133H80V135H81ZM124 133L125 132L123 131V136L128 135V133H126L125 135H124ZM184 133H187V131ZM253 133H255V134L253 135ZM112 134H114V131ZM177 134L180 135L181 133L179 132ZM187 134L185 136H187ZM232 134H234V136ZM89 135H91V134H89ZM250 135H252V136H250ZM158 136H160V135H158ZM167 136H163L162 138H164V137L166 138ZM183 136H179L180 140L181 139L185 140L188 138L189 139L188 141L193 143V144L197 142L194 139L195 137H193V141H195V142H192V140L190 141V138H192L191 137L192 135L190 136V138L189 137L185 138ZM94 137H95L94 135H93V137L90 136V139H93ZM181 137H183V138H181ZM218 137L225 138V139L221 140V138L219 139ZM257 137H258V140H255V139H257ZM167 138L165 139V141L167 140L166 142H167L168 146L167 145L166 146L168 149L169 148V142H168ZM94 139L96 140L98 138L96 137ZM159 139H161V138H158V140ZM161 140L162 141H160V140L159 141L162 142L163 144H165L163 139H161ZM184 140H182V142ZM82 141L84 144L82 143ZM159 141L154 140L153 144L161 145V143H159V144L156 143ZM188 141L185 140L186 143ZM209 141L211 144L209 143ZM257 141H258V144H260V145L255 150L254 144H252V143L253 142L256 143ZM219 142L217 141V143H218L217 145H219ZM40 143H42V144H40ZM186 143H185L184 147H187V149L190 148L192 150V152L190 151L191 153L195 152L193 150L196 148L195 146L199 144V143L195 144L194 147L191 146L194 148V149H192L190 147V143H188L189 146H187L188 144L186 145ZM82 144H83V146L86 145L89 147H86V146L83 147ZM182 144L184 145V143H182ZM47 145H48V147L51 146L53 148H59V146H60V148L64 149L65 152H66V150H69L71 147V149L73 148L72 150H74V151H71V149H70V152H73V156H71L72 154L68 153V151L64 155V156L67 155L66 157L57 156V155H54L52 153L42 154L43 150L45 149V147ZM63 145H64V147H63ZM157 145H155L153 148H156ZM183 145H181V146H183ZM65 146L66 147L68 146L67 148H69V149H67ZM223 146H225L224 151L222 148ZM163 147L164 146L162 145L161 148H163ZM75 149H77V151H79L78 152L79 156H77L78 154L77 155L74 154L75 152L77 153V151H75ZM228 149H230V150H228ZM152 150H155V149H152ZM152 152H150V153H152ZM81 153L83 154L82 156H80ZM154 153H155V151H154ZM154 153L152 154L153 156H154ZM255 155H256V157L254 158ZM258 155L260 157H258ZM155 156H157V155H155ZM198 158H197V161L199 160ZM206 159H205V161H206ZM212 159H213V161H212ZM252 159L255 161L253 162ZM263 160H264V156H263ZM207 161H206V163H207ZM257 161L259 162L261 160H257ZM198 162H200L201 166L200 165L199 166L202 167V169L204 167H206V164L204 165V163H203V166H202L201 161H198ZM202 162H204V160H202ZM261 162H263V161H261ZM261 162L258 164H261ZM82 164H84V163H82ZM179 164H181V163L179 162ZM196 164L198 165V163H196ZM209 164H210V162H209ZM85 165H86V162H85ZM173 165H170L171 166L170 169L172 168ZM212 165L214 166V168L212 167ZM154 166H157V165H154ZM199 166H198V169H199L198 171L201 170L199 168ZM236 166H240V167H238L239 169H237ZM261 166H264V162H263V165H261ZM153 167L149 165L150 169L152 168L153 171L156 169L157 172L156 171L153 172L152 170L149 169V171H150V172L148 171L149 172V179H150L149 181L152 182L153 181L152 179H154L156 182L153 181L151 184L158 183V181L156 180L158 175H159L158 179L161 175L166 176V171L168 170L167 175L169 177H171L170 174L172 172V169L174 168V169H176L175 171H177V168H178V166H175L176 168L173 167L170 170V174H168L169 169H167L164 172V174L163 173L157 174L159 172L158 169L157 168L154 169ZM161 167H163V164H161ZM241 167L243 168L242 170L240 169ZM233 168H235V169H233ZM238 170H240V172L243 171V173L245 172L244 174L249 179H247L246 177H245L246 179H244L243 174H242L243 177L238 176V175H241V174L237 175ZM255 170H257L258 172L254 173ZM261 170L263 172L264 168L262 167ZM223 171L226 172L225 175H227L228 177H230V174H232L233 172L236 171L235 172L236 175L239 178L241 177V179L239 180L238 177L234 173H233V175H235L236 178L235 177L234 178L230 177V178H232V180H234V179L239 180L236 183L237 185L235 184V181L233 183L231 182L232 180L231 181H227V180L225 181V178H227V177L226 176L223 177V174H224ZM260 173H261V171H260ZM173 174H175V172H173L171 175H173ZM250 174H252V173H250ZM259 175H261V174H258V176ZM262 175L263 176H260L259 178L257 176L256 177L259 180L258 181L259 183H260V179L262 180L261 185L264 186V184H263L264 174H262ZM174 176L178 177L179 173L175 174ZM214 177L218 180V181L215 180V181H217L216 183L218 184V185L215 184V187H214L215 181H213L215 179ZM96 178H97V180H96ZM160 178H161L160 180H162L163 177H160ZM175 178L173 177V179H175ZM230 178H227V179L229 180ZM179 179L180 178L178 177L177 180L179 181ZM252 179H253V181H252ZM257 179H255V180H257ZM112 180H114V178H112ZM209 180H211V181H209ZM128 181H130V180H127V183L126 182L125 183L127 184V186H130L134 180L132 179L130 182H128ZM198 181L200 184V179ZM219 181H222V182H219ZM164 182H166V181H164ZM175 182H176V179H175ZM256 182L254 183V185L256 184ZM258 182H257V184H259ZM185 183L186 182L182 181V184H180V183L179 184L182 185L181 187H184ZM206 183H205V186H206ZM238 183H239V186H238ZM240 183H243L242 184L243 186H240ZM133 184H134V182H133ZM167 184H169V183L166 182V186H168ZM199 184H198V186H199ZM254 185H252V186H254ZM132 186L134 187L135 185H132ZM250 186H251V184H250ZM163 187H165V183H164ZM254 187L256 188L258 186L256 185ZM262 187L260 186V188H262ZM185 188H186V186H185ZM260 188L258 187L257 189H260ZM261 190H263V189H261ZM185 192L187 193V191H185ZM263 192H264V190H263ZM160 193H162V191ZM212 193H214V194H212ZM159 195L160 194H158V196ZM161 195H163V193ZM160 197H159V199H162V196H160ZM214 198H217V201ZM220 200L222 202L220 204H222L223 207H226L227 209H229V210H227L226 208H224V209H223V207L221 208V209H223L222 211L224 213H225V210L228 211V213L226 211V213H227L226 215L224 214V216L226 218L223 216L222 212L219 213L221 211V209L219 208L220 206L218 205ZM234 200H235L236 204H235ZM159 201L160 202H158V204H160V205L158 206V208L160 209L159 211L162 214L163 218L160 219L161 218L160 217L159 219H156L154 216L152 218H150V222L152 221V224L149 222V224H151V225H149V227H150L149 236L150 235L152 237L155 236L152 238L153 241H156V242L163 241V245H166V247L168 244V246L170 245L169 246L170 248L171 247L172 248H179V247H176L178 245L179 246L181 245L180 248H182V247L185 248V245L181 244V241L184 239V238H182L183 236L181 238H180V236H176V235H179L180 233L182 234L183 231L186 230L185 227L187 228V224H186L187 221L184 220L185 219L184 214H182V212L180 210L181 206L178 207L177 202L175 204H173L171 202L168 203L167 202L168 200H165L167 204L165 203V201H164L165 204H163V203L161 204V202H163V201L162 200H159ZM196 202H198V199L196 200ZM256 202L258 203V205H256L257 204ZM256 206L258 207L257 211H259V207L261 208L260 209L261 211H259V213H257V211H256V209H257ZM198 207L193 206V208H195V209H197ZM216 210H219V212ZM209 211H208V213H209ZM180 212H181V214H180ZM217 212L219 213V215L216 214ZM152 213L153 212H151V215H152ZM260 213H261V215H259V217H262V215H263V219L260 218L261 220L257 216ZM215 214H216V216L214 217ZM211 217H210V219H211ZM100 221L103 223L102 219ZM257 222H258V224L255 225ZM238 225H240L239 229L241 231H243L244 233L238 231ZM246 226L249 228V229L247 228L249 230V232L247 229L244 230ZM249 226L251 228L253 227V229H251ZM256 226H258L257 227V230L259 229L258 231L256 230ZM225 230H226V228H225ZM175 233H178V234L175 235ZM245 233H246V235H245ZM242 234H243V236H242ZM226 235L228 236V234H226ZM237 236H238V238H236ZM202 242L198 241L196 243V245L200 243V246L197 245V247L203 246V248H205L207 243H205V242L202 243ZM235 242L240 243L241 246L238 244L240 246V248L238 246L237 247L235 246L237 244ZM182 243H183V241H182ZM251 243L252 244L257 243V246H256L257 249L254 248L255 247L254 245H252L253 249H256L257 253L258 252L260 253V254H257L256 250H255V253L258 255L257 258L255 256V254H253L254 252L252 253L253 250L251 251V249H252V246L250 247ZM159 244H162V242ZM231 248L233 249V252H232ZM263 248H264V246H263ZM186 249L187 248H185V250ZM234 249L238 253H235ZM180 250H183V249H179L178 251H180ZM185 250H183V252H191L188 249H187L188 251L187 250L185 251ZM68 251H76L77 253L75 255L78 254L77 258L79 259V261L78 260H75V261L74 260L73 261L68 260L67 261L66 259H68V257H67ZM194 252L195 251H193V254H195V253L197 254V251L195 253ZM233 253H235L236 255ZM248 253H249V255H248ZM184 255L187 256L188 254L185 253ZM189 255L187 258H189ZM195 255H194V257L198 260L199 258L196 257V256H198V254L196 256ZM230 256H231V258L233 257L232 260H231ZM236 256L238 257V259ZM194 257L193 258L190 257L191 259H189V261H188V259H187V261H185L186 260V258H185V260L183 262H179V264H199L200 260H199V263H193V261L194 262L196 261V259L193 260ZM258 260H260V258ZM263 261H264V259H263ZM165 262H166V260H165ZM167 262H168V260H167ZM196 262H198V261H196ZM258 262H260V261H258ZM261 262H262V259H261ZM261 262H260V264H261ZM149 263L155 264V261H152ZM176 264H178V263L176 262ZM200 264H203V263L201 262ZM255 264H256V262H255ZM263 264H264V262H263Z\"/></svg>",
	"mask_w": 264,
	"mask_h": 264
}]
</instances>
